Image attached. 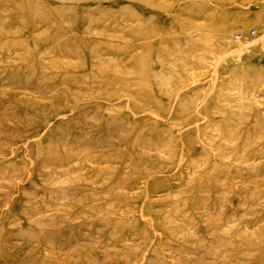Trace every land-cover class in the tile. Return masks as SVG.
Wrapping results in <instances>:
<instances>
[{"label": "rangeland", "instance_id": "obj_1", "mask_svg": "<svg viewBox=\"0 0 264 264\" xmlns=\"http://www.w3.org/2000/svg\"><path fill=\"white\" fill-rule=\"evenodd\" d=\"M0 264H264V0H0Z\"/></svg>", "mask_w": 264, "mask_h": 264}]
</instances>
